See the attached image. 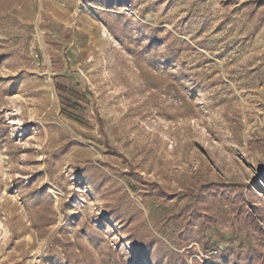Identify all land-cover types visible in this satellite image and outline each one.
I'll use <instances>...</instances> for the list:
<instances>
[{"label": "rangeland", "instance_id": "rangeland-1", "mask_svg": "<svg viewBox=\"0 0 264 264\" xmlns=\"http://www.w3.org/2000/svg\"><path fill=\"white\" fill-rule=\"evenodd\" d=\"M258 229L264 0H0V264H264Z\"/></svg>", "mask_w": 264, "mask_h": 264}, {"label": "trees", "instance_id": "trees-1", "mask_svg": "<svg viewBox=\"0 0 264 264\" xmlns=\"http://www.w3.org/2000/svg\"><path fill=\"white\" fill-rule=\"evenodd\" d=\"M245 219L248 220V221H250L253 224V226L255 228H257L256 227V224H255V219L254 218L250 217L249 215H246ZM257 231H258V234L261 236L262 241L264 242V232L261 229H258ZM262 247H264V243L262 244ZM252 249L253 250L251 252H254L256 250L255 248H252ZM227 252H228V254H232L236 258L241 257L242 254H243V252L241 253V251H235V250H227ZM243 255H244L245 258H250L252 254L249 252V253L243 254Z\"/></svg>", "mask_w": 264, "mask_h": 264}]
</instances>
